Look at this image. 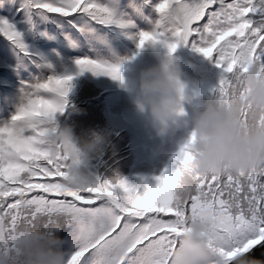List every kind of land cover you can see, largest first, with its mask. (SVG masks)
<instances>
[{
	"label": "snow or ice",
	"instance_id": "6c2138e0",
	"mask_svg": "<svg viewBox=\"0 0 264 264\" xmlns=\"http://www.w3.org/2000/svg\"><path fill=\"white\" fill-rule=\"evenodd\" d=\"M113 5L114 0L0 2L8 11L0 16V37L17 58V75L29 65L37 69L21 79L17 111L0 124V256L16 252L26 229L71 212L87 227L78 231L65 264H171V252L197 218L208 221L207 246L222 264L241 249H251L250 255L264 248V169L200 174L192 167L195 132L154 184L142 177L133 185L117 171L94 175L83 188L67 186L74 146L61 141L53 147L48 138L71 107L74 80L91 73L123 83V65L131 59L101 39L106 30H124L141 50L161 46L171 54L191 48L220 70L218 84L203 94L222 102L241 74L264 72V0H159V20L138 33ZM28 36L52 47L41 51ZM187 173L193 186L181 195L180 179Z\"/></svg>",
	"mask_w": 264,
	"mask_h": 264
},
{
	"label": "clouds",
	"instance_id": "9594fccd",
	"mask_svg": "<svg viewBox=\"0 0 264 264\" xmlns=\"http://www.w3.org/2000/svg\"><path fill=\"white\" fill-rule=\"evenodd\" d=\"M182 76L175 53H167L160 64L141 71L134 89L135 103L151 120L157 134L165 137L192 125L196 134L192 167L200 174L264 169V72L253 68L241 74L239 86L227 101L207 96L191 120L184 119L188 115L185 107L187 84ZM48 139L53 147L61 141L74 146L65 177L67 186L72 189L83 188L93 180L94 173L88 170V165L109 142L106 133L95 130L78 142L73 128L59 121ZM192 186L191 173H187L180 179V194L186 195ZM71 223L78 230L87 227L84 218L75 212L38 222L25 230L14 254L0 256V264H65L64 242L57 233ZM207 229V220H192L171 252V264H222L220 257L207 246L204 235ZM250 251L235 252L229 264H264V260L250 256Z\"/></svg>",
	"mask_w": 264,
	"mask_h": 264
},
{
	"label": "rangeland",
	"instance_id": "374dc122",
	"mask_svg": "<svg viewBox=\"0 0 264 264\" xmlns=\"http://www.w3.org/2000/svg\"><path fill=\"white\" fill-rule=\"evenodd\" d=\"M108 2L109 0H104V3ZM158 3L159 0H150V2L149 0H114L113 6L116 16L130 19L136 26L132 31L138 33L152 30L155 22L159 20V13L156 10ZM7 14L8 11L5 8H0V16ZM19 19L18 16L17 20ZM27 39L29 44H33L44 52L52 47V43L47 40L34 41L31 36ZM101 39L108 40L113 50L121 57L131 58L123 65L124 82L120 83L113 81L110 77L95 76L91 73L78 77L73 82L74 87L70 95L75 92L81 95L85 93L82 96L93 100L100 114L87 110L81 112L82 114L72 121L66 118L62 121L59 119V122L73 128L78 142L86 139L92 130L108 135L117 127L111 135L125 132L132 142L128 146L129 151L126 154L116 153L120 149L115 150L109 147V139L96 157L98 160L93 159L89 163L88 170L95 174L98 164L95 165L94 161H101L104 176L110 177L115 173L114 171H118L133 185L141 183L142 177L154 184V177L171 165L172 158L181 152L193 133V126L189 125L165 137L158 135L151 120L138 109L135 103L134 89L139 83L141 71L160 64L166 58L168 50L152 45H147L141 50L137 47V42L130 39L124 30L118 27L114 31L106 30V35ZM175 56L179 58V65L183 72L182 79L187 84L185 107L188 115L184 119L191 120L202 98L206 95L202 96L200 92L205 93L211 83L214 87L213 77L219 78L220 70L189 47H179ZM17 63L14 52L4 38L0 37V124L10 121L17 111L21 79H26L30 72L37 71L34 65H29L18 76ZM99 92L101 93L96 96V100L93 99V96ZM78 109L84 110V108ZM96 116L100 118L98 124L93 121V117ZM65 231L67 241L62 247L65 252H68L74 246L79 230L74 223H71L65 225Z\"/></svg>",
	"mask_w": 264,
	"mask_h": 264
},
{
	"label": "trees",
	"instance_id": "16d2710c",
	"mask_svg": "<svg viewBox=\"0 0 264 264\" xmlns=\"http://www.w3.org/2000/svg\"><path fill=\"white\" fill-rule=\"evenodd\" d=\"M213 80H214V87H215L218 84V82H219V78L214 76ZM211 88H213L212 87V83L210 84V86L207 89H211ZM100 93L101 92H99L96 95H94L93 99L96 100V96L98 94H100ZM84 94L85 93H83L82 95H84ZM82 95H81V93L75 92V93H73L72 95L69 96V101H70L71 107H69V109L59 118L61 121L66 119V118H68L69 121H72L75 117L81 115L83 112H86L87 110L91 111L93 113H94V111H96L97 113L100 114L99 110L97 109V106L93 104L94 101L90 100L88 97L84 98ZM202 96H203V94H202ZM206 98H207V95H205L202 98V101L205 100ZM82 101H83V103H82ZM73 108L77 109V111L74 112ZM78 108H84V110H80ZM99 120H100V118L98 116L93 117V121H94L95 124H98ZM123 127L127 129V127H125V126H123ZM115 129H117V127L114 128L113 130H115ZM112 131L110 133H108V137L110 139V146L109 147H111V148H113L115 150L116 149L117 150L120 149V151H116V153H118V154L119 153L126 154V152L129 151L128 146H130V144L132 143L131 139H129V135H127L125 132H122L119 135H115V134L111 135ZM94 160H98V159L95 158ZM94 164L95 165L98 164L96 166V169H95V174L98 175V176H102L103 177L104 176L102 174V171H103L102 167L103 166H102L101 161H94ZM114 172H117V171H114ZM57 235L63 240V242H64L63 244H65L66 241H67V238L65 237L66 236L65 226L62 228L61 231H59L57 233Z\"/></svg>",
	"mask_w": 264,
	"mask_h": 264
},
{
	"label": "water",
	"instance_id": "95a60500",
	"mask_svg": "<svg viewBox=\"0 0 264 264\" xmlns=\"http://www.w3.org/2000/svg\"><path fill=\"white\" fill-rule=\"evenodd\" d=\"M250 255L256 259L264 260V248L257 246Z\"/></svg>",
	"mask_w": 264,
	"mask_h": 264
},
{
	"label": "bare ground",
	"instance_id": "6f19581e",
	"mask_svg": "<svg viewBox=\"0 0 264 264\" xmlns=\"http://www.w3.org/2000/svg\"><path fill=\"white\" fill-rule=\"evenodd\" d=\"M95 92V91H94ZM94 94V93H93Z\"/></svg>",
	"mask_w": 264,
	"mask_h": 264
}]
</instances>
